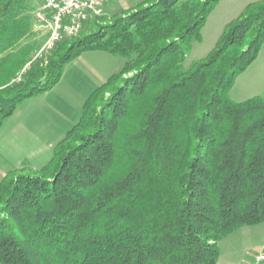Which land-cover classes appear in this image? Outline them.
<instances>
[{
    "label": "trees",
    "instance_id": "1",
    "mask_svg": "<svg viewBox=\"0 0 264 264\" xmlns=\"http://www.w3.org/2000/svg\"><path fill=\"white\" fill-rule=\"evenodd\" d=\"M39 1L0 0V124L81 51L123 61L46 164L0 179V264H216L221 239L264 222V96H228L264 40V0L187 66L216 0L140 1L12 81L38 47Z\"/></svg>",
    "mask_w": 264,
    "mask_h": 264
},
{
    "label": "crops",
    "instance_id": "2",
    "mask_svg": "<svg viewBox=\"0 0 264 264\" xmlns=\"http://www.w3.org/2000/svg\"><path fill=\"white\" fill-rule=\"evenodd\" d=\"M103 52L102 49H87L70 59L51 88L18 102L11 115L2 121L0 179L23 164L38 169L48 162L55 144L78 120L85 98L116 69L115 66L106 71L98 69L94 59L104 58ZM227 236L220 240L219 247ZM224 256L220 248L216 264H229Z\"/></svg>",
    "mask_w": 264,
    "mask_h": 264
},
{
    "label": "rangeland",
    "instance_id": "3",
    "mask_svg": "<svg viewBox=\"0 0 264 264\" xmlns=\"http://www.w3.org/2000/svg\"><path fill=\"white\" fill-rule=\"evenodd\" d=\"M140 1L143 0H108L103 5L99 16L96 19L94 18L92 21L88 20L84 23L79 32L92 29L98 25H102L113 20L114 17L126 14L131 7ZM251 1L255 0H216L209 10L201 27V38L199 40L192 41L191 49L189 53L186 54L183 64L187 66L192 60L204 56L214 46L225 23L236 17L242 8ZM34 32L35 34L32 38L36 39L38 47L32 52L31 59H29V61L16 72L12 81L21 79L15 78L21 69L24 68V71H26L30 62L34 63L35 61L40 60L39 63L42 66H44L47 62L48 54L45 57L36 56V52L42 46L46 36L40 31ZM103 53L107 57L105 56L102 59H94V63L98 66V69L100 70V68H103L106 71L111 70L112 67L115 66L116 69H114V71H117L122 64L123 58L106 50H104ZM87 71L92 73L90 69H87ZM23 72H20L21 77ZM107 93V90L103 92L104 95ZM253 95L264 96V40L256 57L243 71L239 72L235 76L233 84L228 90V96L233 100H242ZM22 167L23 165L18 168H14V171L9 174V176L17 175L19 173H32L33 169L28 168L26 165L24 166V169H22ZM6 173L4 175H6ZM220 248L221 250L223 249L225 255L224 257L229 261V264H251L253 254L259 251L260 248L264 250V222L251 226H243L237 229L226 237ZM262 264H264V261Z\"/></svg>",
    "mask_w": 264,
    "mask_h": 264
},
{
    "label": "built area",
    "instance_id": "4",
    "mask_svg": "<svg viewBox=\"0 0 264 264\" xmlns=\"http://www.w3.org/2000/svg\"><path fill=\"white\" fill-rule=\"evenodd\" d=\"M108 0H40L32 10L31 29L40 31L46 38L36 52L45 57L55 43L66 37L76 35L91 18L99 15ZM21 69L15 79H20ZM264 260V250L253 255L251 264Z\"/></svg>",
    "mask_w": 264,
    "mask_h": 264
}]
</instances>
